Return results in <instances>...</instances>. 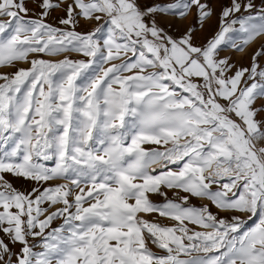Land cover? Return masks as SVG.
<instances>
[{
	"label": "snow or ice",
	"instance_id": "1",
	"mask_svg": "<svg viewBox=\"0 0 264 264\" xmlns=\"http://www.w3.org/2000/svg\"><path fill=\"white\" fill-rule=\"evenodd\" d=\"M259 37L264 0H0V264H264Z\"/></svg>",
	"mask_w": 264,
	"mask_h": 264
},
{
	"label": "rangeland",
	"instance_id": "2",
	"mask_svg": "<svg viewBox=\"0 0 264 264\" xmlns=\"http://www.w3.org/2000/svg\"><path fill=\"white\" fill-rule=\"evenodd\" d=\"M260 0H256V3L259 4ZM31 4V3H30ZM32 5V4H31ZM29 6V5H28ZM30 8H32L33 6H29ZM59 14L53 13V16L51 18H49L48 22L55 24L56 20L55 17L58 16ZM63 13H60L59 16H62ZM93 26V25H90ZM88 29H90V27L88 25H84L83 22L81 24V27L77 28V31H88ZM180 31H184V30H180ZM261 43H264V37H260L255 44V47H252L251 50H248L247 52L241 54V53H237V52H232V59L233 61H235L238 65H242V66H248L250 64V58L252 53L255 51V49L257 47H259V45ZM222 55H224V53H222ZM47 58V57H45ZM73 58H75V54H73ZM19 67H27L28 65L25 64H19ZM0 71H15L14 68H4V69H0ZM6 179H8L9 181H11V183L13 184L14 187L20 189V190H30L32 187L31 182H25L22 179H15L13 178L11 175H6ZM154 200H158V197H153ZM192 203L194 205H198L200 204V201L193 199ZM163 223L165 224H170L172 223L171 221L168 220H164ZM251 223V222H250ZM37 251L41 250L39 248L35 249Z\"/></svg>",
	"mask_w": 264,
	"mask_h": 264
},
{
	"label": "crops",
	"instance_id": "3",
	"mask_svg": "<svg viewBox=\"0 0 264 264\" xmlns=\"http://www.w3.org/2000/svg\"><path fill=\"white\" fill-rule=\"evenodd\" d=\"M209 2L212 5V7H214L216 9V11L218 13L219 10H220V8H221V6L223 4H226L228 2V0H209ZM28 5L29 6H33L30 3ZM194 13H195V10H193V14L190 15L188 17V19L185 20V21H173V29L172 30L174 32H176V34H179L180 32H183V31H180V30H185L189 26V24L193 22V20H194ZM56 14H59L60 15V13H56ZM88 26L90 28L91 27H94V25L93 26L88 25ZM216 26H217V22H216V18L214 17L211 22H209V23H207L205 25V28H204L203 31H199V30L197 31V33H196L197 42L198 43L199 42H202L204 39L210 37L214 33V31L216 30ZM88 30H90V29H88ZM259 38H257V40ZM256 41L251 46H249L248 48H246L245 49V52H247L248 50H251L252 47H255ZM241 54H243V53H241Z\"/></svg>",
	"mask_w": 264,
	"mask_h": 264
}]
</instances>
